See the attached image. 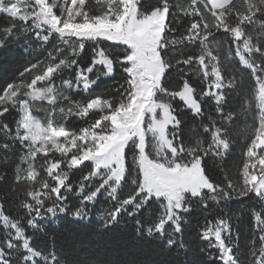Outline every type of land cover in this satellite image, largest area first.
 Wrapping results in <instances>:
<instances>
[{
	"label": "snow or ice",
	"instance_id": "6c2138e0",
	"mask_svg": "<svg viewBox=\"0 0 264 264\" xmlns=\"http://www.w3.org/2000/svg\"><path fill=\"white\" fill-rule=\"evenodd\" d=\"M0 18V48L24 39L28 50L46 51L0 85V180L12 169L0 193V264H78L54 245L40 246L44 222L66 213L85 219L101 195L111 204L104 227L146 212L136 223L147 227L138 230L184 249L186 214L199 209L197 238L207 244L200 264H264V0H0ZM86 42L93 46L83 67ZM117 67L115 96H91ZM237 88L239 107L225 112ZM81 92L88 95L76 99ZM208 101L215 115L205 118ZM240 115L242 167L235 180L227 171L214 180L204 161L228 154ZM71 117L83 126L67 127ZM12 194L15 214L4 205ZM249 196L251 239L241 248L232 217L209 209Z\"/></svg>",
	"mask_w": 264,
	"mask_h": 264
},
{
	"label": "trees",
	"instance_id": "16d2710c",
	"mask_svg": "<svg viewBox=\"0 0 264 264\" xmlns=\"http://www.w3.org/2000/svg\"><path fill=\"white\" fill-rule=\"evenodd\" d=\"M59 10L57 9V12ZM210 19V17H209ZM4 19L0 18V25H3ZM226 35L223 32L217 34V41L223 42ZM46 55V51L28 50L27 44L20 41H9L0 50V85L5 82H11L17 78L19 73L28 66L30 62H36L37 58L42 59ZM91 62V53L88 47L79 59L81 66L86 67ZM239 69L238 63L235 65ZM239 75V71L237 72ZM123 74L117 67L115 74L110 78H101L97 85L93 86L91 96L103 94L105 98H112L115 92L112 86L117 82H122ZM194 86L199 93L203 85L196 79L192 80ZM167 83V81H166ZM247 87V76L245 75V84ZM107 89L108 91H105ZM240 88L228 93L227 104L224 108L225 112L233 109H238L240 100L238 93ZM88 95V94H87ZM86 95L78 94L76 99H81ZM118 99V97H116ZM174 107H179V102H173ZM209 112L215 115L214 105L210 101L204 105L205 118ZM15 113L5 114L3 119L12 121ZM93 118V117H90ZM181 119L185 122V131L191 126V114L185 112L181 115ZM69 128H79L83 126L84 121L78 120L76 117L69 118L66 122ZM251 124V121H247ZM245 126V117L240 115L239 118H234L232 122V145L228 154L221 159L206 158L204 161L205 168L208 174L214 179L222 181L224 171L235 180L242 167L244 157L243 151L246 148V135L241 133V129ZM18 147V146H17ZM89 170L88 167L83 169L84 172ZM5 169L0 167V174H3ZM7 174L3 180H0V193L8 191L12 184V169H6ZM80 172L72 176L73 182L79 180ZM25 185L17 186L16 191L19 192ZM14 194L9 196V199L4 201L6 212L15 214L16 209L12 206ZM101 196L98 198V203L101 202ZM69 203H75L69 200ZM256 204L255 197L249 196L239 199H234L224 207L223 203L219 208L212 206L209 211L219 213L221 210L228 213L232 217L234 227L233 237L235 238V229H239V245L241 248L251 239L252 219L250 210ZM96 208V207H95ZM94 209V208H93ZM92 209V210H93ZM89 219H74L70 213L63 214L56 220L45 221L47 235H42V240L39 242L41 247L45 243L48 247L53 245L57 249H61L67 253L69 257L78 262V264H200L201 260H205L206 256L199 251L201 247H207L206 242H202L197 238L198 226L203 223V216L199 209H194L191 213L186 214L187 224L184 225L183 239L186 243V248L168 249L166 247V239L158 236H149L145 231L138 230L146 228L147 224L137 225L136 220H146V212H141L135 218L122 216L118 222L104 227L95 219L93 212L88 206ZM171 231V229H168ZM177 239L180 236L176 237ZM211 251V250H210ZM214 254V253H213Z\"/></svg>",
	"mask_w": 264,
	"mask_h": 264
},
{
	"label": "rangeland",
	"instance_id": "374dc122",
	"mask_svg": "<svg viewBox=\"0 0 264 264\" xmlns=\"http://www.w3.org/2000/svg\"><path fill=\"white\" fill-rule=\"evenodd\" d=\"M145 3H147V0H145ZM24 42H25V44H27V46H28V43L29 42H27V41H25L24 39H22ZM16 41H20V40H16ZM56 43V41H55V39L53 38V40L46 46V48L47 49H51V47H52V45L53 44H55ZM92 42H86V46H85V48L86 47H88L89 49H90V53H91V51H92ZM33 49H35V44H33ZM0 50H1V48H0ZM35 50H37V51H42V50H40V49H35ZM85 50V49H84ZM84 53V51L81 53V56H82V54ZM80 56V57H81ZM80 59V58H79ZM73 75H74V73H73ZM112 77V76H111ZM108 78H110V77H108ZM80 94H83V95H87L86 93H83V92H81ZM35 115H37V116H39V117H42L44 114L42 113V112H35L34 113ZM72 118V117H71ZM127 191V189H125V192ZM99 200V199H98ZM98 200L96 201V203L94 204V205H88L89 206V208H90V210H91V212H93V214H94V216H95V219L97 220V222L99 223V224H102V225H104V220L101 218V215H102V213L105 211V209H108V208H110L111 207V204L110 203H106V201H105V197L103 196V195H101V198H100V200H101V202L100 203H98ZM114 203V202H113ZM96 207V208H95ZM94 208V209H93ZM93 209V210H92ZM60 216H63V214H58V216L56 217V218H53V220H56L57 218H59ZM89 219V215L87 216V218H85V219H83V220H85V221H87ZM153 236H158V235H153ZM158 237H160V236H158ZM161 238V237H160ZM162 239H166V236H165V238H162Z\"/></svg>",
	"mask_w": 264,
	"mask_h": 264
}]
</instances>
